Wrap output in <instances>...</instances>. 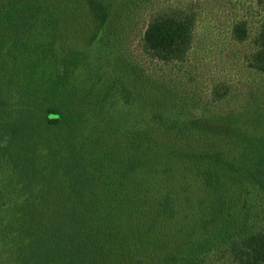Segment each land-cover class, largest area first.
<instances>
[{
    "label": "trees",
    "instance_id": "obj_1",
    "mask_svg": "<svg viewBox=\"0 0 264 264\" xmlns=\"http://www.w3.org/2000/svg\"><path fill=\"white\" fill-rule=\"evenodd\" d=\"M123 3L0 0V264H264V92L212 114L190 109L182 78L151 81L128 121L138 69L108 75L92 53ZM258 3L248 67L264 75ZM203 20L156 16L142 51L182 67Z\"/></svg>",
    "mask_w": 264,
    "mask_h": 264
},
{
    "label": "rangeland",
    "instance_id": "obj_2",
    "mask_svg": "<svg viewBox=\"0 0 264 264\" xmlns=\"http://www.w3.org/2000/svg\"><path fill=\"white\" fill-rule=\"evenodd\" d=\"M185 8L196 10L204 18L198 25L197 43L182 67L161 66L142 51L145 26L156 16ZM261 8L258 0H125L112 17L108 39L92 48L93 58L100 60L108 75L120 71L124 62L138 69L140 103L124 113L128 121L141 118L155 98L154 86L148 83L171 78L174 82L183 79L180 90L175 91H182L190 109L229 112L244 105L250 95L260 97L264 92V75L248 67ZM240 20L247 21L251 30L250 38L242 44L231 39L232 26ZM221 83L230 86V93L215 103L213 89Z\"/></svg>",
    "mask_w": 264,
    "mask_h": 264
}]
</instances>
